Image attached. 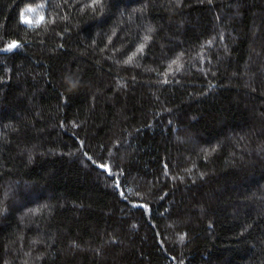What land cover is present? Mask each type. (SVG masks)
Returning a JSON list of instances; mask_svg holds the SVG:
<instances>
[{
    "label": "trees",
    "instance_id": "16d2710c",
    "mask_svg": "<svg viewBox=\"0 0 264 264\" xmlns=\"http://www.w3.org/2000/svg\"><path fill=\"white\" fill-rule=\"evenodd\" d=\"M0 264H264V0H0Z\"/></svg>",
    "mask_w": 264,
    "mask_h": 264
},
{
    "label": "snow or ice",
    "instance_id": "6c2138e0",
    "mask_svg": "<svg viewBox=\"0 0 264 264\" xmlns=\"http://www.w3.org/2000/svg\"><path fill=\"white\" fill-rule=\"evenodd\" d=\"M29 11H32L31 9L29 10ZM16 45L15 44H13V45H11L10 47H15ZM131 61V58H130V60L128 61V62H130ZM175 63V62H174ZM73 87L75 86V84H73L72 85Z\"/></svg>",
    "mask_w": 264,
    "mask_h": 264
}]
</instances>
